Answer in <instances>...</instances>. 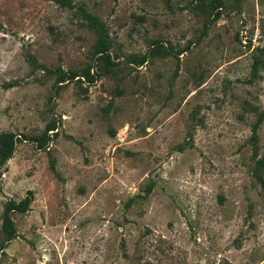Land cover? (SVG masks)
Instances as JSON below:
<instances>
[{"label": "rangeland", "instance_id": "obj_1", "mask_svg": "<svg viewBox=\"0 0 264 264\" xmlns=\"http://www.w3.org/2000/svg\"><path fill=\"white\" fill-rule=\"evenodd\" d=\"M219 2L0 0V224L32 196L0 264H264V0ZM76 8L105 26L107 71Z\"/></svg>", "mask_w": 264, "mask_h": 264}, {"label": "trees", "instance_id": "obj_2", "mask_svg": "<svg viewBox=\"0 0 264 264\" xmlns=\"http://www.w3.org/2000/svg\"><path fill=\"white\" fill-rule=\"evenodd\" d=\"M53 2L62 8L73 9L72 0H53ZM197 8L200 10H206L209 14H211L212 18H217L219 13L218 9L220 8L219 0H210L208 2H204L200 0V3L197 5ZM76 13L78 14L79 18L85 24V26L93 33L94 36V44L91 50V55L95 59V62L100 65L102 70H108L112 66H114L113 62L110 61L109 57V49L110 43L109 39L105 30L104 24L99 21L95 16L91 15L90 13L86 12L82 8H76ZM147 56V55H146ZM145 55L139 58H132L129 57V62H133L135 64L141 65L145 62ZM32 64L37 68H42L35 64L32 60ZM80 77L83 79V82L87 84H92L96 81L97 74L96 73H89V70L86 69L81 71L79 74L72 72V71H57L56 72V84L63 83L65 81L73 80L74 78ZM260 124V119H258L254 125L252 126V135L251 138L254 140V133ZM54 124L49 123L41 135L38 137H32L30 139L33 142L34 146L37 149H43L48 139V132L54 131ZM15 138L14 135L10 132H5L0 134V167L5 164L7 160L11 158V155L14 150ZM49 168L51 172H54L53 161L49 160ZM264 169V151L262 155L254 162V166L252 168L253 173L256 175L258 182L260 183L262 189H264V179L260 177L258 174V170ZM146 189V192H148ZM32 200V196L30 192H27L26 195L18 202H14L12 200H7L3 204L2 214H1V224H0V232L3 236V241L8 242L15 238L16 230L13 224L12 219L10 218L11 213H24L28 210L29 204Z\"/></svg>", "mask_w": 264, "mask_h": 264}]
</instances>
